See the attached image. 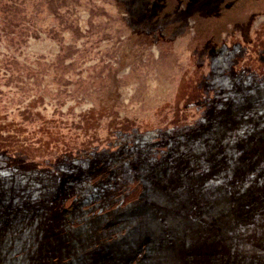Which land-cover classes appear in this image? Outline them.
<instances>
[{"label":"rangeland","instance_id":"obj_1","mask_svg":"<svg viewBox=\"0 0 264 264\" xmlns=\"http://www.w3.org/2000/svg\"><path fill=\"white\" fill-rule=\"evenodd\" d=\"M0 264H264V0H0Z\"/></svg>","mask_w":264,"mask_h":264}]
</instances>
